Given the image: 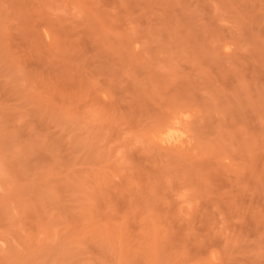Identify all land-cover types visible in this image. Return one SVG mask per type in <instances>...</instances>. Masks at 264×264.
I'll use <instances>...</instances> for the list:
<instances>
[{
	"label": "rangeland",
	"instance_id": "rangeland-1",
	"mask_svg": "<svg viewBox=\"0 0 264 264\" xmlns=\"http://www.w3.org/2000/svg\"><path fill=\"white\" fill-rule=\"evenodd\" d=\"M0 264H264V0H0Z\"/></svg>",
	"mask_w": 264,
	"mask_h": 264
}]
</instances>
